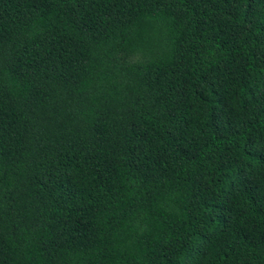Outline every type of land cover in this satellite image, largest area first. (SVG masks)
Here are the masks:
<instances>
[{
    "label": "trees",
    "instance_id": "trees-1",
    "mask_svg": "<svg viewBox=\"0 0 264 264\" xmlns=\"http://www.w3.org/2000/svg\"><path fill=\"white\" fill-rule=\"evenodd\" d=\"M0 264H264V0H0Z\"/></svg>",
    "mask_w": 264,
    "mask_h": 264
}]
</instances>
